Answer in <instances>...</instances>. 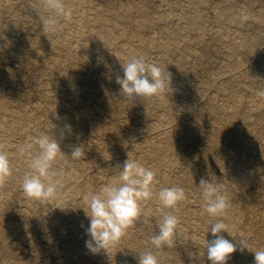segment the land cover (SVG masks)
Returning a JSON list of instances; mask_svg holds the SVG:
<instances>
[{
	"label": "rangeland",
	"instance_id": "1",
	"mask_svg": "<svg viewBox=\"0 0 264 264\" xmlns=\"http://www.w3.org/2000/svg\"><path fill=\"white\" fill-rule=\"evenodd\" d=\"M98 1L66 0L74 10L73 19L66 24L63 32L54 35V39L58 38L59 41L62 38L67 40L66 48L65 45L57 43L48 52L49 49H40L43 48V44H48L53 40L51 35L47 37L42 33L41 23L37 19L39 14H42V18L46 16L41 0H0V69L8 73L11 78L5 83L4 88L0 87V95L6 98L1 102L8 100L6 106L0 105V121L3 124L0 127V147L9 157L17 159L18 156H22L18 152L22 145L41 133L51 136V133H54L53 129L59 127L62 130L54 136L61 150L71 155L75 146H81L85 156L78 160L70 157L59 160L56 168L62 171L76 169L81 174V183L86 178L90 181L91 184H88L87 188L89 193H96L106 184L118 180L119 170L116 166L122 167L124 159L137 160L141 151L138 148L134 154H128V157H125L127 138L138 139V132L144 130L149 139L143 145L154 151L152 155H143L138 162L155 172V190L181 186L188 195L187 201L179 206L178 215L182 217V223L174 237V245L162 247L170 252L168 253L170 257H167L169 260H165L164 264H211L202 245L204 239L210 241L214 238L210 231L207 232V226L210 221L214 222L215 218L204 211L205 201L198 187L202 178L210 179L214 183L221 182L227 190L235 189H232L235 193L227 191L231 198L232 208L223 218L227 224L233 223L228 224L230 229H236L232 232L233 236L227 232L222 233L226 239L237 245V251L230 254L227 264H255L254 251L264 248V155H259L255 145H260V149L264 150V138L261 142L253 138L251 139L252 146L250 142L248 149H241L233 137L245 139L244 131L242 135L237 136V128L227 122L223 115L224 111H229L234 102L223 99L221 96H214L216 91L213 86L200 88L196 85L197 78H204L207 72L223 66L224 59L229 57H232L233 61L244 59V48L239 41L245 33L246 23L251 21L250 16L245 21V25H238L230 21L228 17L221 16L218 20H213L211 16L217 11L239 12L245 8L246 0H206L205 3L199 5L188 0H143V2L141 0H105L107 8L111 6L112 9H117L119 18L112 15L110 10L103 9L101 3H97ZM261 1L263 0H255L254 4L247 5L254 10ZM143 5L152 11V15L151 13L142 15L140 9ZM153 10H158L160 18L156 16L152 24H149L150 17L155 16ZM183 11L195 15L201 12L203 16L201 23L204 24L198 25L193 30L187 25V20L180 16ZM101 14L103 15V20H100L102 22L96 20V17ZM165 15L167 17H164ZM112 16L114 19L111 18ZM208 16L210 18L205 19ZM111 23H117V25L109 29ZM161 23L169 29L168 37L172 38L171 40L154 28ZM98 24L108 27L101 28ZM262 27L264 28V25ZM120 28L124 29L121 33L117 31ZM107 29H109L108 35L103 36L99 33ZM95 31L97 33L93 35ZM196 33L200 36L196 37ZM24 38L32 43L31 47L23 42ZM201 41L210 42V56H213V60L209 63L204 58L197 65L191 62L192 58L186 59L185 64L180 65V72L176 73L177 69L173 66L179 61L180 51L182 49L196 51L193 52L195 54L200 50ZM130 44L133 48L140 49L142 56L149 63L157 64L161 68L166 67V71L171 74L172 91L166 94V100L163 99L167 103L166 106L165 104L159 105L156 101L150 102L148 98H140L130 104L131 102L122 96L121 86L116 83V78L123 76L122 65L130 57L127 50L131 47ZM164 45L167 47H161ZM259 46L264 50V39ZM103 48L107 50L102 51ZM67 56L70 57L67 58ZM55 59L60 62L68 61L64 65H59L60 69L63 67L60 72L67 71L68 68L74 69L77 75L85 78L82 81L84 88L82 96L87 98L91 110L97 111L96 109L101 107L98 104L101 90L108 91L109 95L114 93L111 90L113 83L117 85L116 89L120 91L122 99L108 101L102 99V115L92 122L83 121L79 117H74L76 120L72 122H60L58 116L61 114L70 116L77 111L78 107L73 102H79V100L68 98L60 105L56 102H61L60 98L68 94L70 90L77 92L76 88L73 89V86L68 84L69 81H57L54 75H42L37 78L38 82L34 83L32 73L28 74V71H25L26 67L34 65L32 71L36 72L37 69H42L47 62L45 68L55 71L53 69ZM253 60L249 62L252 63ZM25 61L31 64L26 66ZM196 70L198 71L194 72ZM182 71L183 74H181ZM86 72L88 74H85ZM101 76H104L109 84L99 83L98 79ZM248 78L258 80L255 76H248ZM13 79L21 84L12 85ZM240 80L242 81L243 78ZM233 84L245 88V90L237 86L232 88L241 100L238 103L239 110L244 109L246 106L244 101L250 96L264 92L263 86L257 91L253 89V86L247 88L237 82ZM10 86L11 89H9ZM19 86L25 93L19 100L17 99L18 101H14L10 97L13 93L15 97L19 96ZM40 89L43 90L38 91ZM180 94L182 96L179 97ZM209 96L210 99H208ZM196 105L199 107L194 109ZM168 107L175 109L176 118L167 124H158L159 116L165 113ZM48 108L51 113L46 114L44 110ZM156 108L159 111L154 112ZM18 116L22 118L25 126L10 130L9 124L13 123ZM92 116L98 115L93 114ZM234 120L238 121V119ZM51 122L54 125L53 129ZM68 125H70V130L66 127ZM214 126H221L224 130H220L222 128L219 127L215 129ZM91 127L97 128L98 132H88ZM134 128L138 130L132 131ZM113 129H117V132L113 133ZM202 143L204 146H201ZM207 154H210L209 159L206 158ZM23 155H31V153L26 152ZM195 156L200 158L194 161ZM201 158H206L209 163L207 164L206 160ZM78 162L83 164L78 165ZM209 164L215 165L211 167ZM188 165L194 166L190 175ZM22 176L23 174H20L15 177L16 186L13 187L11 183H6L4 188H12L9 193H19L20 198L24 200L26 196L20 187ZM62 182L64 190L61 195L67 197L72 203H64L61 199L51 207V209H56L52 214L60 213L59 209H61L63 215H72L78 225L85 222V226L89 227V218L84 211L86 210L84 203L86 196L84 194L69 196L67 192L70 186H67L65 181ZM246 185L248 189H245ZM5 197L0 187V204L4 202ZM16 203L23 204L24 202ZM30 203L28 207L43 208L38 201L31 200ZM141 207L142 215L129 228V231L135 237L142 238L147 248L156 253L158 250L153 247L151 239L144 237L142 232L144 228L151 232L156 230L154 223L156 218L160 219L161 205L154 196L151 200L141 201ZM5 211L2 212L4 216L7 215ZM45 212L41 220L50 221L52 214L44 217ZM12 217L18 218L19 215L14 212ZM69 225L70 222H65L61 228L44 226L36 235L31 232L27 233L24 229L23 237L18 234L23 228L16 227L11 234L0 237V264H24L26 260H30L29 264H62L58 262L62 253L56 247L70 236L74 238L70 241L72 245H80L81 241L75 240L73 232H77L76 235L83 239H91L84 228L78 230L74 227L69 230L67 228ZM30 226L37 227L33 224ZM62 231L67 233L61 236L59 234ZM48 236L54 237V240H50ZM241 238L245 240L249 248H244L243 252L239 250ZM31 240L34 242L33 245L30 244ZM37 248L41 249L39 255H37ZM50 248L57 250L52 257L48 256ZM81 254L83 259L78 264H128L131 261L138 264L139 259L136 257L126 260L120 257L119 253L107 256L102 254L101 250L92 256V251L86 247L85 242H81ZM74 260L70 259L71 264L75 263Z\"/></svg>",
	"mask_w": 264,
	"mask_h": 264
},
{
	"label": "bare ground",
	"instance_id": "2",
	"mask_svg": "<svg viewBox=\"0 0 264 264\" xmlns=\"http://www.w3.org/2000/svg\"><path fill=\"white\" fill-rule=\"evenodd\" d=\"M94 1V0H93ZM143 2V0H141ZM191 3L197 4L199 5L200 3H205L206 0H188ZM105 0H99L97 3H101V6L104 8H106V10H110L112 15L117 16V9H112V7H106V4L104 3ZM255 0H246V4L245 8L242 9V12H246L247 16H250L251 21L249 23H246V28H245V33H243V35L240 38L239 43L242 45V47L244 48V59H238L236 61H233L231 58L229 57L227 59H224V65L214 68L212 71H209L205 74L204 78H197V84L195 82L196 85H198L200 88L203 87H207L210 88L211 86L214 87V90L216 91V93L214 94V96H221V98L223 99H227V100H231V102H234L233 106H230V109L228 112H223L224 115V119L231 123L233 126H235V128H237L238 130V134L242 135V132L244 131L245 134H243V136L245 137V139H240L239 137H233V139L238 143V145L241 146V149H248L250 147V142L251 139L255 138L258 140V142H261V140L264 138V97L259 95L258 93H256L255 95L250 96L248 99H246L244 102L246 103V106L244 107L243 110H239V105L238 103L241 101L239 100V96H237L233 91L232 88L234 86H237L239 89L245 90V88L238 86L237 84H233V82H237L238 84H243L245 87H249V86H253V89L257 90L258 89H262V86L264 87V50H262L260 48V43L263 41V37H264V28L262 27L264 25V0L259 2L257 4V6L255 7L254 10L249 8V4H254ZM248 4V5H247ZM105 7H104V6ZM252 10V11H251ZM241 11L239 12H223V11H217L215 12L211 17L213 18V20H218L219 18H221V16L223 17H228V19L232 22L237 23L238 25H245V21L240 19V15H241ZM140 12L142 13V15L151 13L152 15V11L148 8V7H143L140 9ZM153 13L155 14V16L150 17V20H148V22H150L149 24H152V21L157 17H159V12L158 10H153ZM157 13V14H156ZM250 13V14H249ZM42 14H39L37 19H39V22L41 23V29H42V20L44 18L41 17ZM114 16H112L111 18L114 19ZM181 17H184L185 20H187V25L190 28H193V30L198 27V25H203L204 23H201L202 21V14L201 12L198 13V15L192 14V13H188L187 11H183L180 14ZM119 18V16H117ZM164 17H167V15H165ZM160 18V17H159ZM210 18L209 16L206 17L205 19ZM227 19V20H228ZM96 20H103V15H99L98 17H96ZM119 21V20H117ZM102 22V21H100ZM143 23V22H142ZM119 24V23H118ZM115 25H117V23H111L109 26V29H112L115 27ZM99 27L101 28H105L108 26H103L101 24H98ZM97 26V28H99ZM150 26V25H149ZM155 29L161 31V33H163V35H166L167 38L169 39L168 35H169V29L165 27L164 23H161L158 25V27H155ZM14 29V27L12 28ZM107 31H102L99 32L100 34L104 35H108V30ZM119 33L123 32L124 29L120 28L117 30ZM97 32L95 31V33H93V35H95ZM53 37V40L50 41L48 44H43V48L40 49H49L47 50L48 52H50V50L57 44H62L65 45L66 48V44H67V40L64 38L61 39V41H59L58 38L54 39V35L50 34ZM149 36V34L147 35ZM196 37H199V33H196L195 35ZM172 39V38H171ZM169 39V40H171ZM144 40V39H143ZM23 42L28 45V46H32V43L24 38ZM202 42V41H201ZM130 46L132 47V45L130 44ZM127 48L128 52H129V56H142V52L140 51V49L137 48ZM163 48L167 47V45L161 46ZM231 48V46H230ZM106 48H103L102 51H106ZM226 51H229L227 49H225ZM225 51V52H226ZM141 52V53H140ZM196 51H189L186 49H182L179 53V61L177 63V65L173 66L175 69H177L176 73L180 72V65H184L185 64V60L192 58L191 62L194 64H199V61H201L202 59H206L209 63L210 60H213V56H210V42L209 41H204L201 43V47L200 50L197 51V53H193ZM69 53V51H68ZM69 55V54H68ZM70 56H67V58ZM251 59H254L252 63H250L249 61ZM66 62L68 61H59L58 59H55L53 62V69L55 71H52L50 69L45 68V66L48 64V62L46 63V65L42 68V69H37L36 72H33L32 67L34 65H30V62L25 61L24 65H30L29 68H25V71H28V74L31 72L32 73V77L34 79V83L38 82L39 77H41L42 75H46V76H55V78L58 80H63V81H69L68 84L73 86L76 88V91L70 90L68 92V94H64L63 97L60 98L61 102H56L57 105H60L61 103H65L66 100H68V98L70 100H75L79 102H73L76 104L77 111H74L73 114H71L70 116H65V114H61L60 116H58L60 119V122L63 123H67V122H72L74 120H76L74 117H79L81 120L83 121H89L92 122L94 121L95 118L99 117L100 115H102V99L104 100H110V99H122V97L120 96V91L117 88L116 84H112L111 85V90H113L111 95H109V92L106 90H101L100 92V100L98 101L101 105V107H98L95 110H91L89 108V103L87 98H83L82 94L84 93V88H83V78L82 76H79L75 73L74 69H67V71H62V68L60 69L59 65H64ZM215 62V61H214ZM213 62V63H214ZM202 69V67H201ZM198 70L194 71L197 72ZM85 74H88L87 72ZM183 74V71L182 73ZM248 76H255L257 77L258 80H256V78H248ZM221 77L219 80L218 78ZM240 78H243V80L241 81ZM247 78V79H246ZM98 79V77L96 78V80ZM11 80L10 76L8 75V73L6 72H2L0 69V87L4 88L5 83L7 81ZM99 83L102 84H109L108 81H106L104 79V76H101V78L98 79ZM255 82V83H254ZM19 85L21 83H18V81L16 79H13V83L12 85ZM9 89H11V86L9 87ZM178 89V88H176ZM43 89H40L38 91H42ZM19 96L15 97L14 93L11 95V99H14V101H18L19 98H21V96L25 93V91L23 90V88L21 86H19ZM186 91V89H185ZM182 96V94L179 95V97ZM49 97V96H47ZM6 98H4L3 95H0V105H2V107L6 106V102H1V100H4ZM18 99V100H17ZM150 102H157L159 105H167V103L164 101L166 100V97L163 98H148ZM164 99V100H163ZM210 99V96L209 98ZM165 102V103H162ZM145 106V104H144ZM226 106V104H225ZM199 106L196 105L194 109L198 108ZM12 111H15L14 108H11ZM145 111H147L146 108H144ZM159 111L158 108H156L154 110V112ZM44 112L47 113H51V110L45 109ZM145 112H143L144 114ZM93 114L98 115L96 117L92 116ZM176 111L174 108L172 107H168V110L161 114L159 116L158 119V124H167L169 122H172L173 119L176 118ZM223 118V117H222ZM254 118V120H253ZM221 119V118H220ZM234 119H238V121H235ZM221 124V121H220ZM219 124V125H220ZM2 122L0 121V127L2 126ZM22 126H25V123L23 122L22 118L20 116H18L13 123L9 124V129L10 130H15L17 128H21ZM160 126V125H158ZM217 127L222 128L221 126H214V128L216 129ZM50 129H48L49 131ZM61 128H57V129H53L54 133L53 135H55L56 133H58L59 131H61ZM117 129H113L112 132L116 133ZM137 128H134L132 131H137ZM220 130H224V128L220 129ZM98 132L97 128H89L88 132ZM50 133V132H49ZM52 134V133H51ZM139 134V138L138 139H128L127 138V150H126V156L128 157V154H134L136 149L138 148L139 150H141L138 154V158L136 161H139L140 158L145 155V154H150L152 155L153 153V149H148L144 147V143L146 141H148L149 137L148 134L144 132V130H140L138 132ZM252 137V138H251ZM125 139V138H124ZM198 143V142H197ZM201 146H204V143H202ZM251 146H252V142H251ZM210 148V147H209ZM255 148L258 149L256 151H258L259 155L262 156L264 155V150L260 149L261 146L260 145H255ZM23 156V157H22ZM22 156H18L17 159L15 158H11V164H12V168H13V175L9 177L7 183H11V186H16L17 180L15 179L16 176H19L20 174H24L28 169H27V159L30 155H22ZM66 158H68L67 156L63 159L65 160ZM200 157H194V161L199 159ZM206 158L209 159L210 158V154L206 155ZM206 158H201L202 160H206ZM102 159V158H99ZM128 158L124 159L123 162L125 160H127ZM207 164L209 163L206 160ZM99 163V162H98ZM225 162H223L224 164ZM78 165H82V162H78ZM211 165V167H214L215 164H209ZM109 165H107L108 167ZM188 167L190 168L189 170V175L192 173V171L194 170V166L193 165H188ZM104 168V167H102ZM57 172L59 173L57 179H59L60 181H65L68 185L70 186L69 191L67 192V194L69 196H74L75 194H84L85 196H88L89 191L87 190L88 188V184H91L90 181L86 178L83 179L85 180L83 183H81L82 178H81V174L78 173V171L76 169L74 170H69V171H62L57 169ZM82 171V170H81ZM195 172V171H194ZM263 179V178H261ZM66 187V186H65ZM249 187H247V185L245 186V189H248ZM233 190H235L234 188H232ZM231 188H229L228 190L232 193H235V191H233ZM2 190L5 194V200L2 204H0V237H2L3 235H8L9 233L11 234V232H13L15 230L16 227L18 228H23L21 229L18 234H20V237H23V234L26 232L29 233L31 232L33 235L39 234V231L41 228H43L44 226L46 227H58L61 228L63 226V224L65 222L69 223L70 225L67 226V228L69 230H71L72 228L76 227V229L81 230L84 228V230H87L88 227L85 226V222H82L81 224L78 225L77 222H75V220H73V216H66L62 214V210L59 209L60 213H54L53 212L56 211V209H51V205H42L43 208L40 207H36L35 209L32 207H28L29 205H31L30 201L31 199L29 198H25L24 200H22L19 196V193H15V192H11L9 193V190H12V188H4V186H2ZM63 199L64 203L66 202H70L72 203L70 200L67 199V197H64L63 195L60 194V198L59 200L56 202H60V200ZM16 202H24L23 204H17ZM6 210V211H5ZM58 210V209H57ZM5 211L7 215H2V212ZM46 211V212H45ZM14 212H17L19 217L18 218H13L12 215ZM45 212L46 216L44 217H48V215H51V220L50 221H43L41 220V216L42 214ZM43 221V223H42ZM158 222V219H155V223L156 224ZM30 224H33L34 226H37L36 228H33L30 226ZM229 225H232L233 223H228ZM65 228V227H64ZM73 232V231H72ZM52 233V232H51ZM67 232L62 231L59 235L63 236L64 234H66ZM77 232H73V234L75 235V240L76 241H81V242H85L86 239L81 238L80 236L76 235ZM142 234L144 235V237L151 239V237L153 235L156 234V230L155 231H147L146 228H144V231L142 232ZM48 238L50 240H54V237H49ZM91 238V237H90ZM74 239L72 236H70L67 240H64L63 243H61L60 245H58L56 248L59 249V251L62 253V256L59 257V261L62 264H71L72 261H70V259H75L74 260V264H78V262H82L83 256L81 254V242L80 245H72L70 243V241ZM33 241L31 240V245H33ZM64 244V245H63ZM145 250H149L147 248V246L144 244V241L142 238L139 237H135L128 229V232L126 234V236H124L119 243L113 247H109L106 250L101 249L102 254H105L107 256H114L116 254L119 253V255H121L120 257L125 258L126 260L129 259H133L136 257H139V254L141 252H144ZM37 255H39L41 253V249L37 248ZM57 252L56 249H49V253L48 256L52 257L53 253ZM99 253V252H98ZM168 253H170L169 251L164 250L163 248L159 249L158 252H156L158 259H159V264H164L165 260H169L170 257L168 255ZM93 252H92V256H93ZM30 260H26L24 262V264H29ZM128 264H134V261H131Z\"/></svg>",
	"mask_w": 264,
	"mask_h": 264
},
{
	"label": "clouds",
	"instance_id": "3",
	"mask_svg": "<svg viewBox=\"0 0 264 264\" xmlns=\"http://www.w3.org/2000/svg\"><path fill=\"white\" fill-rule=\"evenodd\" d=\"M41 6L46 16L42 20V33L47 37L63 32L67 23L73 19V8L66 0H41ZM240 19L246 21L247 13L242 12ZM123 76L116 78L121 86V94L132 104L140 98H163L172 91L171 74L157 64L149 63L144 56H131L122 65ZM264 96V92L260 93ZM52 129L54 128L53 123ZM70 130V125L66 126ZM52 132V131H51ZM63 135V133H61ZM18 152L31 155L27 159V171L20 178V187L24 195L41 205L53 206L64 190V184L57 179L59 173L56 165L66 156L73 160L81 159L85 152L81 146H75L71 155L65 154L56 137L41 133L31 141L22 145ZM118 180L106 184L99 192L89 193L84 198L85 214L89 218L86 234L91 237L86 240V247L93 253L101 249L116 246L126 236L128 229L142 215L141 201L151 200L154 196L161 205V216L155 224L156 234L151 237V243L157 250L164 246L174 245V237L182 223L178 215L179 206L187 201L188 195L181 186L164 187L155 190L156 174L145 168L136 160L128 158L123 166H116ZM13 175L11 159L0 147V187L4 186ZM205 201L204 211L215 218L207 226L213 239L203 240L207 259L211 264H227L230 254L237 251V245L224 237L223 232L232 235L235 228L230 229L224 221L232 208L231 198L227 188L221 182L201 179L199 186ZM60 208L59 206H55ZM167 209V211H164ZM246 242L240 240L239 250L243 252ZM249 249V248H248ZM255 264H264V248L254 251ZM138 264H159L158 256L151 250L139 254Z\"/></svg>",
	"mask_w": 264,
	"mask_h": 264
}]
</instances>
